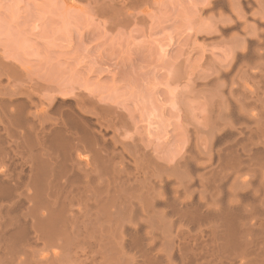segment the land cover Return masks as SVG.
Wrapping results in <instances>:
<instances>
[{"label":"bare ground","instance_id":"6f19581e","mask_svg":"<svg viewBox=\"0 0 264 264\" xmlns=\"http://www.w3.org/2000/svg\"><path fill=\"white\" fill-rule=\"evenodd\" d=\"M197 9L228 49L199 82L206 120L167 158L82 91L41 98L0 51V264H264V0Z\"/></svg>","mask_w":264,"mask_h":264},{"label":"rangeland","instance_id":"374dc122","mask_svg":"<svg viewBox=\"0 0 264 264\" xmlns=\"http://www.w3.org/2000/svg\"><path fill=\"white\" fill-rule=\"evenodd\" d=\"M84 1L0 0L1 55L44 83L41 98L82 91L121 112V140L172 156L184 128L206 120L212 90L200 83L228 49L204 36L203 0H131L108 12Z\"/></svg>","mask_w":264,"mask_h":264}]
</instances>
